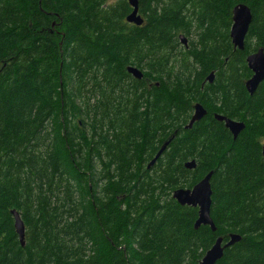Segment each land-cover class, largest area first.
<instances>
[{
  "label": "trees",
  "instance_id": "trees-1",
  "mask_svg": "<svg viewBox=\"0 0 264 264\" xmlns=\"http://www.w3.org/2000/svg\"><path fill=\"white\" fill-rule=\"evenodd\" d=\"M129 1L0 0V264H201L232 234L216 264H264V81L245 86L264 0H137L142 27ZM196 103L207 115L186 130ZM210 172L215 232L173 199Z\"/></svg>",
  "mask_w": 264,
  "mask_h": 264
},
{
  "label": "water",
  "instance_id": "water-1",
  "mask_svg": "<svg viewBox=\"0 0 264 264\" xmlns=\"http://www.w3.org/2000/svg\"><path fill=\"white\" fill-rule=\"evenodd\" d=\"M130 5L133 7L131 13L127 16L126 22L142 27L144 25V19L139 13V3L137 0H130ZM253 15L249 7L240 4L233 10V23L230 30V35L235 49L243 51L245 49L244 41L252 23ZM180 40L183 45L187 46L186 38L181 35ZM247 63L249 69L254 72V76L246 83V89L250 95H254L259 85L264 81V49L260 48L256 53H252L247 56ZM128 73L131 74L136 80H142L143 72L135 67H128ZM214 75L211 74L207 78L209 84H212ZM194 115L189 121L186 130H191L195 123L201 121L206 115L207 111L202 104L196 103L194 106ZM215 118L224 123L227 130L231 132L236 139L239 134L245 129V124L241 122H234L226 117L216 115ZM177 134V133H176ZM175 135L171 137L169 141H166L162 148L159 150L154 159L150 162L148 168L150 169L160 159L163 153L167 150L171 141L175 138ZM264 155V147H263ZM185 168L188 170H195L197 168V162L195 160L185 163ZM213 172L208 173L202 180H200L191 189H177L173 193V199L183 207H193L198 209V219L195 224V229L198 230L201 226H209L213 232L216 231L215 223L211 217L212 209V185L211 180ZM11 215L14 218V229L18 236V239L22 247H25L26 242V228L21 215L18 211L12 210ZM230 241L224 247H222L223 239L219 238L215 245L209 249L202 259V264H216L224 256L226 248L235 245L242 240V237L238 234L230 235Z\"/></svg>",
  "mask_w": 264,
  "mask_h": 264
},
{
  "label": "bare ground",
  "instance_id": "bare-ground-1",
  "mask_svg": "<svg viewBox=\"0 0 264 264\" xmlns=\"http://www.w3.org/2000/svg\"><path fill=\"white\" fill-rule=\"evenodd\" d=\"M129 2H130V1H129ZM247 34H248V33H247ZM246 36H247V35H246ZM230 39H231V42H232L231 35H230ZM245 39H246V37H245ZM232 44H233V42H232ZM244 44H245V41H244ZM233 46H234V44H233ZM234 48H235V46H234ZM246 63H247V59H246ZM247 65H248V63H247ZM248 68H249V66H248ZM251 71H252V70H251ZM209 76H211V75H209ZM253 76H254V72L252 71V77H253ZM252 77H251L249 80H251ZM249 80H248V81H249ZM248 81H247V82H248ZM247 82H246V83H247ZM246 83H245V86H246ZM194 113H195V111H194ZM215 116H216V115H215ZM218 116H219V115H218ZM192 117H193V116H192ZM215 119H216V118H215ZM216 120H217V119H216ZM217 121H218V120H217ZM219 122H220V121H219ZM234 122H236V121H234ZM230 133H231V132H230ZM233 137H234V136H233ZM195 224H196V222H195ZM195 224H194V229H195ZM211 230H212V229H211ZM229 237H230V236H229ZM217 240H218V239H217ZM217 240H216V241H217ZM229 241H230V238H229ZM229 241H228V242H229ZM228 242H227L226 244H228ZM215 243H216V242H215ZM226 244L223 245V243H222V247H224ZM214 245H215V244H214ZM214 245H213V246H214ZM213 246H212V247H213ZM212 247H211V248H212ZM230 247H231V246H230ZM211 248H210V249H211ZM226 249H227V248H226ZM201 264H202V261H201Z\"/></svg>",
  "mask_w": 264,
  "mask_h": 264
}]
</instances>
